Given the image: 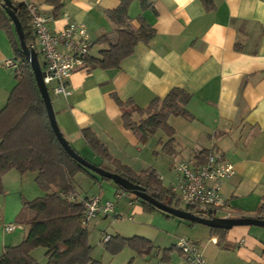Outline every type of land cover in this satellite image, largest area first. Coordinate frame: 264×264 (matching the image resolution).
<instances>
[{"label": "crops", "instance_id": "crops-1", "mask_svg": "<svg viewBox=\"0 0 264 264\" xmlns=\"http://www.w3.org/2000/svg\"><path fill=\"white\" fill-rule=\"evenodd\" d=\"M214 1L213 11H208L201 0H153L154 8L147 10H142L140 3L134 1L129 9L131 25L139 28L138 17L143 16L156 29L154 38L148 44H138L134 54L119 68L75 72L71 79L73 94L67 99L54 95L51 98L61 132L85 159L103 161L108 169L101 168L115 170L112 162L96 155L84 140L83 130L90 129L113 159L136 173L154 168L164 186L172 188L182 180L176 170L179 161L203 164L207 156L214 153L232 163L236 170L221 187L228 206V212L220 213L221 217H255L264 202V0ZM29 2L52 18V29H63L70 22L83 23L96 42L117 28L106 11L117 8L121 0H63L58 18H53V7L46 0ZM15 38L14 28L12 32L0 31V112L18 83ZM104 47L95 45L91 54L99 56ZM9 59H15L17 66H7ZM173 88L184 89L192 95L187 106L192 118L170 117L178 147L177 154L169 156L159 144L164 137L161 133L141 143L138 136L124 126L115 95L124 101L133 99L145 108ZM163 139L165 141L166 137ZM37 176V172L21 174L17 170L3 176L0 256L7 247L20 244L27 236L28 227L19 222L24 201L47 194L37 184ZM105 181L90 170L79 173L75 178L76 199L81 202L101 195L104 200H112L110 196L119 188L112 182L114 186H107ZM9 201L15 205L10 207ZM118 203L116 212L120 217L115 216L116 219H128L141 233L116 235L143 236L154 243L150 233L157 231L158 235L174 236L172 250H177L180 237H187H178L182 221L174 223L170 218L173 215L164 212L166 214L160 218L157 213L161 210L146 211L139 201L131 204L130 198L125 206ZM10 224L19 227L7 231ZM249 227L235 226L218 232L208 227L201 231V236L196 234L199 238L194 241L202 246L201 237L210 235L203 247L207 264H214V258L220 259L219 264H249L258 248L264 251L260 232ZM18 229H21L19 233ZM191 229L194 232L199 228ZM116 235L103 232L102 238ZM158 251L142 257L159 256ZM177 252L181 257L179 250ZM32 256L37 258L33 252ZM180 257L177 262L181 264ZM45 259L47 262L42 264H52L47 256Z\"/></svg>", "mask_w": 264, "mask_h": 264}, {"label": "trees", "instance_id": "trees-1", "mask_svg": "<svg viewBox=\"0 0 264 264\" xmlns=\"http://www.w3.org/2000/svg\"><path fill=\"white\" fill-rule=\"evenodd\" d=\"M5 1L0 0V31L12 32L14 28L17 34V39H13V47L18 62V83L6 107L0 112V195L5 193L3 176L11 170H17L21 174L37 172V184L47 194L32 201H24L19 222L28 227L27 236L20 244L5 249L0 256V264H42L32 256L34 249L39 247L46 249V256L52 264H96L91 257L92 247L87 225L83 224V203L66 197L76 193V176L89 170L67 153L50 125L45 103L32 68L23 53L15 24L6 11ZM134 1L140 3L142 10L154 8L153 0H121L117 8L106 11L107 17L117 28L96 42L93 41L89 54L85 56L86 70L119 68L125 59L134 54L138 44H148L154 38L156 29L143 16L138 17L139 28L131 25L129 9ZM27 2L29 0H10L11 7L17 10L24 41L32 48L36 43V36L32 17L26 8ZM201 2L208 11L216 8L214 0ZM46 3L53 7V18H58L64 6L63 0H46ZM95 45L105 46L100 50L99 56L91 54ZM191 98L192 95L186 90L173 88L165 97H157L142 108L133 99L124 101L115 95L122 110L124 126L134 132L141 143H146L151 136L161 133L166 140L161 137L159 144L163 153L169 156L177 154L178 147L176 131L169 119L172 116L192 118L187 108ZM82 135L96 155L115 165V173L141 185L151 196L165 204L202 216L192 207H182L173 190L164 186L156 169L136 173L113 159L93 131L84 129ZM103 179L114 183L110 179ZM134 201H139L146 211H158L148 202L138 198ZM255 217L264 219V202ZM223 230L227 229L212 228L214 232ZM105 246L112 255L125 247L131 248L140 256L150 255L158 250L150 239L143 236L125 238L116 235L105 241ZM168 258L169 249H166L162 259Z\"/></svg>", "mask_w": 264, "mask_h": 264}, {"label": "built area", "instance_id": "built-area-1", "mask_svg": "<svg viewBox=\"0 0 264 264\" xmlns=\"http://www.w3.org/2000/svg\"><path fill=\"white\" fill-rule=\"evenodd\" d=\"M26 8L32 17L33 31L36 42L32 48L43 55L42 66L44 82L48 90L54 96L69 98L73 94L71 84L75 72L86 70L85 56L93 46L86 25L79 22H70L63 29L51 28L52 18L42 12L36 4L27 2ZM7 66L16 67V61L9 59ZM176 170L180 174L181 182L171 189L177 195L178 200L184 206L192 207L205 218L219 217L220 213H226L227 201L221 193L224 181L234 176L236 170L232 163L212 153L203 164H196L188 160H181L176 164ZM124 189L116 192V198L122 199L127 195ZM69 200H75L76 195L66 196ZM131 204L137 197L129 193ZM84 207L83 224L87 225L92 219L100 215L110 216L116 212V204L112 200H104L101 195H94L82 200ZM225 217H229L226 215ZM18 225L10 224L7 231H12ZM110 236H105L107 241ZM180 255L181 264H207L203 249L200 244L188 237H180L176 244Z\"/></svg>", "mask_w": 264, "mask_h": 264}, {"label": "rangeland", "instance_id": "rangeland-1", "mask_svg": "<svg viewBox=\"0 0 264 264\" xmlns=\"http://www.w3.org/2000/svg\"><path fill=\"white\" fill-rule=\"evenodd\" d=\"M43 59H44L43 55L40 54L39 60H40L41 64H42ZM51 96L53 98L52 92H51ZM86 159H89L90 161H94L95 163H98L99 166L106 168L103 161L97 162L92 158H86ZM106 169H108V168H106ZM90 173L97 176V177H100L99 175H97L96 173H94L92 171H90ZM105 182H106L107 186H109L110 182H108V181H105ZM111 184H110V186H111ZM112 186H114V184H112ZM110 197L113 198L112 200L115 203L119 202L120 205H124V206H125V204H127V202L129 201V198H130L129 193L127 195H124L122 197V199H120V200H118L116 198V193L111 195ZM9 203H10V207L13 206V204L15 205L14 202L11 203V201H9ZM182 207L185 208L184 205H182ZM158 212L159 213H157V214H158V216H160V218L163 217V215L165 214L162 211H158ZM219 217H221V214H219ZM170 218H171V220H174V223H176V224H179V222L182 221V224L179 225V227H178V234H177L178 237L179 236H187L192 240H196L197 238H199L198 236L202 235V233H201L202 230H205V231L208 230V227L205 225L194 224L190 221L183 220V219L181 220V219H179L177 217H173V216H171ZM134 226H135L134 223L129 221L128 219H116L115 214H112L108 217H105V215H100L97 218L92 219L87 224V230L89 232V242H90V245L92 247L91 257L93 258V260L96 261V264H178L179 261L177 262V260L180 257L177 254L178 249L177 250H175V249L170 250V247H173L172 241L174 240V236H169L166 234H161V235L159 234L158 235L157 231L154 233H150L151 234L150 237H154V239H153L154 243L157 246H159L158 247V250L160 251L159 256L153 255L151 258L146 259V258H143L142 256L138 255L135 251H133L129 247H125L119 253L112 255L106 249L105 243H103V241H104L102 238L103 232H107L111 235H116L119 233L137 235L138 233H141L138 230H135ZM157 226L162 227L160 224H157ZM194 227H197L199 229H197L194 232L193 231L191 232V230H192L191 228H194ZM249 228L256 230V232H258V233L260 232L261 240L264 242V227L251 225ZM20 231H21V229H18L16 232L19 233ZM132 233H136V234H132ZM196 234L198 236H196ZM250 235H252V234H250ZM155 237H157V238L155 239ZM201 238H202L201 248L203 249L204 245L210 239V235L204 236ZM222 243H223V241L221 239V244ZM166 249H169V258L166 260H163L162 258L164 256V251ZM33 254L37 257L36 259L40 263H46L47 262V259H45L46 258L45 249L43 247H39V248L34 249ZM253 254L254 255H251V257H250L251 260L249 261V264H264V251H263V249L258 248L257 252H254ZM180 261H181V259H180ZM219 261H220V259L216 260L214 258V264H219ZM179 264H180V262H179Z\"/></svg>", "mask_w": 264, "mask_h": 264}, {"label": "water", "instance_id": "water-1", "mask_svg": "<svg viewBox=\"0 0 264 264\" xmlns=\"http://www.w3.org/2000/svg\"><path fill=\"white\" fill-rule=\"evenodd\" d=\"M5 7L6 11L13 20L15 27L17 29L19 39L21 42V47L23 50V53L26 55V59L29 62L33 75L38 87V90L42 96V99L45 103L48 119L50 122V125L55 132L57 138L61 142L64 149L67 151V153L74 158L78 163L83 165L86 169L95 172L102 178L110 179L115 184L120 186L122 189L126 190L129 193L134 194L138 199L148 202L152 204L157 209L166 212L170 215H173L177 218L187 220L193 223L202 224L205 226H208L210 228H220V229H232L235 226H261L264 227V219L256 218V217H216V218H205L203 216L196 215L194 213H191L188 210L182 209V208H176L174 206L165 204L157 199H155L153 196H151L147 190L142 187L139 184H136L132 182L131 180L115 173L109 170H106L104 168H101L100 166H97L88 160H86L84 157H82L69 143V141L65 138L63 133L60 130V127L57 122L56 113L54 110L52 98L50 95V92L48 90L47 85L44 82L43 78V71H42V65L39 60V54L34 48H29L27 44L24 41L23 32L21 28V23L17 17L16 9L11 7L10 0L5 1Z\"/></svg>", "mask_w": 264, "mask_h": 264}]
</instances>
